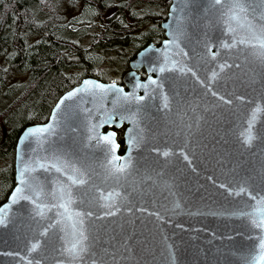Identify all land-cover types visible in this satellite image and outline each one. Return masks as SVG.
I'll list each match as a JSON object with an SVG mask.
<instances>
[{
	"label": "water",
	"instance_id": "1",
	"mask_svg": "<svg viewBox=\"0 0 264 264\" xmlns=\"http://www.w3.org/2000/svg\"><path fill=\"white\" fill-rule=\"evenodd\" d=\"M239 3L170 0L119 83L21 131L0 264H264V0Z\"/></svg>",
	"mask_w": 264,
	"mask_h": 264
},
{
	"label": "trees",
	"instance_id": "2",
	"mask_svg": "<svg viewBox=\"0 0 264 264\" xmlns=\"http://www.w3.org/2000/svg\"><path fill=\"white\" fill-rule=\"evenodd\" d=\"M170 0H0V205L14 187L15 144L86 77L114 81L164 39ZM140 74H144L140 71ZM117 81V80H115ZM125 126L116 129L124 150Z\"/></svg>",
	"mask_w": 264,
	"mask_h": 264
},
{
	"label": "snow or ice",
	"instance_id": "3",
	"mask_svg": "<svg viewBox=\"0 0 264 264\" xmlns=\"http://www.w3.org/2000/svg\"><path fill=\"white\" fill-rule=\"evenodd\" d=\"M222 2V0H215V3H217V4H219V3H221ZM234 6L235 7H239L240 8V11H245V9L242 7V5L239 3V0H234ZM236 17H235V15L233 16V19H235ZM231 30V29H230ZM258 39H259V42H260V46L262 47V48H264V37H258ZM240 43H246V41H244V40H241L240 41ZM229 45H225V47H228ZM161 71H163V69H161ZM69 95H72L71 93L69 94ZM139 99H143V97H140ZM257 111H259V109H257ZM252 119L253 120H255L256 119V113L254 112L253 113V115H252ZM250 127H251V125H250ZM30 131H44V129H33V130H30ZM108 139V137H105V140H107ZM249 140L251 139V136H249V138H248ZM165 155H167V153H165ZM60 169L59 168H57V171H59ZM118 171H123V167H121V168H119V169H117ZM75 171V170H74ZM22 175H23V173H22ZM69 179L72 181V183L73 184H83V183H85V181L83 180V179H75L74 177H69ZM23 182V181H22ZM17 191V193L18 192H20L21 191V189H17L16 190ZM243 191V190H242ZM16 195V193H14V196ZM26 199H27V197H25ZM77 215H79V214H77ZM257 226H260V225H257ZM79 240H77V242H76V244H73V246H72V251L73 252H76V249H77V245L79 244V245H81V247L79 248V251H84L85 249H84V247H83V241L84 240H86L87 239V237H85L84 236V234H83V232H80L79 233ZM33 247H35V245L33 246ZM261 248H262V251H264V243H262V246H261ZM260 259L262 260V261H264V256H262V257H260Z\"/></svg>",
	"mask_w": 264,
	"mask_h": 264
},
{
	"label": "rangeland",
	"instance_id": "4",
	"mask_svg": "<svg viewBox=\"0 0 264 264\" xmlns=\"http://www.w3.org/2000/svg\"><path fill=\"white\" fill-rule=\"evenodd\" d=\"M109 77L112 79V80H119L121 75H120V71H115V72H110L109 73Z\"/></svg>",
	"mask_w": 264,
	"mask_h": 264
}]
</instances>
